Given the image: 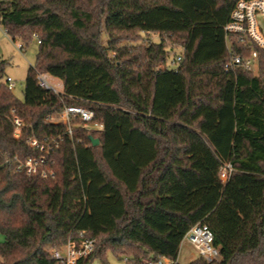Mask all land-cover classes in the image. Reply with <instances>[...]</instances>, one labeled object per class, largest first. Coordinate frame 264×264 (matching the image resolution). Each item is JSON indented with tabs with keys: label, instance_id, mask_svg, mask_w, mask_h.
<instances>
[{
	"label": "trees",
	"instance_id": "1",
	"mask_svg": "<svg viewBox=\"0 0 264 264\" xmlns=\"http://www.w3.org/2000/svg\"><path fill=\"white\" fill-rule=\"evenodd\" d=\"M236 1L0 0L6 34L21 50L38 43L22 100L0 57V264H57L47 247L79 231L95 246L76 264H109V253L121 264L177 259L197 223L223 260L185 264H264V48L225 33ZM150 32L160 40L141 35ZM170 37L181 45L171 60ZM253 49L256 71L226 67ZM37 73L62 90L41 87ZM66 105L91 109L102 127L72 122V138L51 153L54 176L16 171L14 156L39 155L26 136L63 133L50 117Z\"/></svg>",
	"mask_w": 264,
	"mask_h": 264
},
{
	"label": "built area",
	"instance_id": "2",
	"mask_svg": "<svg viewBox=\"0 0 264 264\" xmlns=\"http://www.w3.org/2000/svg\"><path fill=\"white\" fill-rule=\"evenodd\" d=\"M233 7L229 21L224 25V31L226 34H237L240 39L248 38L259 47L264 48V38L260 34L259 25L257 21V15L264 18V0H237ZM21 48V44H18ZM257 50H252L247 57L240 56V54H234L231 60L226 64L228 66H242L247 71H256L258 62ZM181 61V56L176 57V62ZM264 78V77H263ZM36 80L38 84L46 89L56 91L54 85H51L48 81L46 74L37 73ZM4 82L8 89L12 90L15 86L13 79L6 76ZM12 114L14 111H11ZM13 137L18 139L22 135L23 122L22 120L13 114ZM51 123L55 125H64L65 130L63 133L54 137H45L43 139L37 138L35 135L30 134L26 136L25 141L27 145L36 150L39 155H29L23 160L14 156L16 163V171H24L26 175H36L40 173L42 177L54 176V171L51 169L49 162H51V153L58 147L59 143L65 138H72L73 127L72 122L79 121L81 127L87 129H100L102 126L94 122V112L81 105H66L64 108L50 117ZM46 165L44 168L42 166ZM231 170L229 164L224 165L220 169V178L222 181L227 179L228 172ZM78 241L68 238L67 242L60 247H49L47 253L50 258L57 264H76V261L89 253H91L95 246V238H90L85 235L83 231L78 233ZM191 244L197 251L200 258H204L207 261L220 262L222 255L220 251L213 246V235L204 223L194 224L185 234L184 239ZM145 264H177V259L160 257L156 260H144Z\"/></svg>",
	"mask_w": 264,
	"mask_h": 264
},
{
	"label": "rangeland",
	"instance_id": "3",
	"mask_svg": "<svg viewBox=\"0 0 264 264\" xmlns=\"http://www.w3.org/2000/svg\"><path fill=\"white\" fill-rule=\"evenodd\" d=\"M257 21L260 34L264 38V18L260 15H257ZM119 35H121L122 37L125 36L124 33H121ZM141 35L142 37H148L149 41L157 42L160 40V37L156 33H141ZM132 36V34H129V37ZM20 43H23L22 39L16 38V40H13L11 36L6 34L3 26L0 24V57L7 60V65L5 66V74L6 76L13 79L15 86L11 92L18 100L23 99L24 80L29 68H31L30 66L35 63V58L38 51V43L35 36H32L27 41V43L24 44V48L22 50L18 47V44ZM165 45L173 49V52L170 53V60L171 56L174 55V52L179 53L181 50L180 42H177V40H174L172 37L165 39ZM167 62H169V60ZM47 78L49 83L51 85H54L56 91L62 90V85L60 84L59 79L49 75H47ZM4 239L5 235L0 232V242H2ZM48 249L49 247H47L46 250ZM197 257L198 254L194 247L187 241L183 240L177 256L178 262L181 264H185L193 259H196ZM106 258L109 264L122 263V260L118 259L111 253L107 254ZM90 264L103 263L98 257L93 259Z\"/></svg>",
	"mask_w": 264,
	"mask_h": 264
},
{
	"label": "water",
	"instance_id": "4",
	"mask_svg": "<svg viewBox=\"0 0 264 264\" xmlns=\"http://www.w3.org/2000/svg\"><path fill=\"white\" fill-rule=\"evenodd\" d=\"M262 87L264 88V78L262 79ZM92 144L97 145L98 144V139L96 138H91Z\"/></svg>",
	"mask_w": 264,
	"mask_h": 264
},
{
	"label": "crops",
	"instance_id": "5",
	"mask_svg": "<svg viewBox=\"0 0 264 264\" xmlns=\"http://www.w3.org/2000/svg\"><path fill=\"white\" fill-rule=\"evenodd\" d=\"M60 84L62 85L61 81H60ZM62 86H63V85H62ZM62 86H61V87H62ZM177 261H178V259H177Z\"/></svg>",
	"mask_w": 264,
	"mask_h": 264
}]
</instances>
